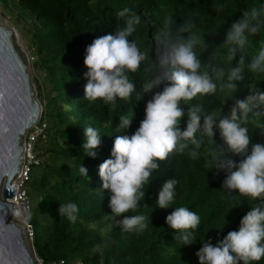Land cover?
Here are the masks:
<instances>
[{"label": "trees", "instance_id": "1", "mask_svg": "<svg viewBox=\"0 0 264 264\" xmlns=\"http://www.w3.org/2000/svg\"><path fill=\"white\" fill-rule=\"evenodd\" d=\"M261 4L264 0H0L8 17L28 37L33 67L39 73L37 96L39 101L43 100L39 128L43 133L33 145L37 163L30 166L24 188L31 206L28 222L34 231L33 249L44 263L198 264L195 252L202 242L211 238L214 244L217 238L235 230L240 218L259 202L245 195H229L221 189L225 173L212 169V154L218 149L227 152V148L220 144L217 134L211 141L204 138L195 159L186 149L183 153L173 151L165 160L157 161L160 167L153 170L141 188L145 197L138 201L135 210L122 214L143 215L148 226L143 231L125 232L118 226L119 217L111 214L108 207L110 192L101 187L98 166L109 157L115 136L123 132H116L118 118L134 111L127 134L143 119V108L151 93L143 94L142 85L153 75L162 77L168 70L161 63L165 49L156 36L169 26L175 32L187 21L189 33L199 39L195 51L201 62L209 65L206 70L210 74L211 66L225 70V78L216 82L214 94H198L190 101H181L185 108L199 104L205 112L224 115L236 99L264 91V73H253L246 67L264 44V24L256 34H245L246 43L232 60L228 59L232 46L223 43L231 24L244 11ZM125 7L140 17L129 39L135 40L147 57L135 72L126 73L135 84V91L127 100L117 98L108 104L99 99H83L85 47L95 37L123 27V18L116 13ZM241 57L245 65L243 79L234 82L236 88H221L227 83V71ZM163 86L153 92L161 91ZM258 110L264 111V105ZM87 126L101 135L96 159L86 157L80 147L83 128ZM244 126L252 143L264 142V117L250 113ZM192 147L189 145V149ZM226 155L238 159L230 153ZM80 165L87 169V176L81 175ZM168 178L178 181L176 197L171 208L160 209L156 206V193ZM68 201L79 206L74 223L57 212L59 204ZM179 206L200 217L193 244L188 246L174 240V230L165 224V216ZM254 264H264V257Z\"/></svg>", "mask_w": 264, "mask_h": 264}, {"label": "clouds", "instance_id": "2", "mask_svg": "<svg viewBox=\"0 0 264 264\" xmlns=\"http://www.w3.org/2000/svg\"><path fill=\"white\" fill-rule=\"evenodd\" d=\"M116 15L123 18V27L117 26L114 32L95 37L85 47L83 64L86 71L83 75L86 83L83 99H99L108 104L117 98L127 100L135 91V84L126 73L135 72L141 62L147 59L137 42L129 39L140 17L127 7ZM262 24L264 4L244 11L231 24L223 41L232 46L228 49L229 60L244 47L245 34H256ZM156 40L165 49L161 63L168 70L162 77L153 75L142 85L143 94L151 93V98L143 108V119L131 134H127L134 119V111L118 118L116 132H123L115 136L109 157L98 166L101 187L110 192L108 207L111 214L119 217L117 223L122 231H143L148 226L143 215L122 214L135 210L138 201L145 197L146 193L141 188L148 182L153 170L160 167L157 161L165 160L173 151L183 153L186 149L189 150L188 155L195 159L204 138L211 141L218 134L220 144L227 148V152L218 149L212 154V169L225 173L221 189L229 195H245L259 202L246 211L235 230H229L222 238H217L214 244L211 238L203 241L195 255L198 264H254L264 257V142L252 143L248 128L244 125L250 113L264 117V111L258 110L264 105V91L236 99L224 115L205 112L199 104L185 108L181 101H190L198 94H214L216 82L225 78V70L215 66H211V74L206 70L209 65L202 63L195 51L199 39L189 33L187 21L177 27L175 32L169 26L156 36ZM244 67L241 57L227 71V83L222 84L221 88H236L234 82L243 79ZM246 67L250 72L264 73V44L260 45ZM161 84L164 85L162 90L153 92ZM182 118H185L183 129ZM83 137L80 147L85 156L96 159L101 135L94 127L87 126L83 128ZM189 145L193 147L189 149ZM229 153L238 159L228 158L226 154ZM80 173L87 176V169L82 165ZM177 183L175 178L163 180L156 193L157 208H171ZM57 212L74 223L78 219L79 206L74 201H68L59 204ZM165 224L174 230V240H179L182 246H188L193 244L200 217L189 208L179 206L172 208L165 216Z\"/></svg>", "mask_w": 264, "mask_h": 264}, {"label": "water", "instance_id": "3", "mask_svg": "<svg viewBox=\"0 0 264 264\" xmlns=\"http://www.w3.org/2000/svg\"><path fill=\"white\" fill-rule=\"evenodd\" d=\"M16 40L13 29L0 25V264H35L21 229L10 222L13 214L20 215L11 200L17 189L12 182L23 165V144L42 116L25 53Z\"/></svg>", "mask_w": 264, "mask_h": 264}, {"label": "built area", "instance_id": "4", "mask_svg": "<svg viewBox=\"0 0 264 264\" xmlns=\"http://www.w3.org/2000/svg\"><path fill=\"white\" fill-rule=\"evenodd\" d=\"M43 133L42 128H39V123L34 127V129L29 132L25 138L24 141V160H23V165L21 167L20 170V174L19 176L14 180L13 182V187H17L16 189V193H15V197H14V201H12V204L18 206V212L21 214V217L16 218L18 219H22L24 218V216L27 217V215L30 214V203L27 197V194L25 192V182L28 179L29 173H30V166L32 164H36V160L32 155V149H33V145L34 143L38 140V138L40 137V135ZM23 228L21 229V233L23 238H25L26 240H31L33 243V237H34V231H33V227L31 226V224H29L28 220L25 219V224L23 225ZM24 239V240H25ZM33 249V248H32ZM30 255L33 258V261L35 264H48V263H44L35 253L34 249L32 251L29 252ZM51 264H63L62 261L60 262H56V263H51Z\"/></svg>", "mask_w": 264, "mask_h": 264}, {"label": "rangeland", "instance_id": "5", "mask_svg": "<svg viewBox=\"0 0 264 264\" xmlns=\"http://www.w3.org/2000/svg\"><path fill=\"white\" fill-rule=\"evenodd\" d=\"M9 15L7 14L6 11H4V9L2 8V6H0V25L1 26H5V27H8L10 29H13L15 34L17 35V46L19 47V49L21 51H23L25 53V56H26V60H27V73L29 74L30 76V82L34 88V92L36 94V97L38 98L37 94H38V82H39V73L37 71L36 68L33 67V58H32V55L30 54V48H29V41H28V37L26 35L23 36L22 34V29L20 28V26L15 23L12 19H10L8 17ZM42 92L45 94V90L44 88L42 89ZM43 100L41 99L40 100V104H41V107H42V113H43ZM40 123V122H39ZM35 127V126H34ZM34 127L32 128V130L34 129ZM30 130V132L32 131ZM33 155V153H32ZM34 157V155H33ZM19 213V212H18ZM17 216H20L21 217V214L20 215H17ZM29 215L24 216V218H22L21 220L20 219H16V217H11L10 219V222L11 223H14L18 226V228L22 229L23 226L22 224L24 225L25 224V219L28 220ZM41 223V222H40ZM38 229H41L42 230V226H38ZM25 239V238H23ZM24 243H25V246L28 250V252L32 251L33 249V244H32V241L31 240H24Z\"/></svg>", "mask_w": 264, "mask_h": 264}, {"label": "bare ground", "instance_id": "6", "mask_svg": "<svg viewBox=\"0 0 264 264\" xmlns=\"http://www.w3.org/2000/svg\"><path fill=\"white\" fill-rule=\"evenodd\" d=\"M12 184H13V182H12ZM3 188H4V185H3ZM1 198V197H0ZM6 201V200H5ZM13 200H11V202H12ZM13 209L16 211H18V206H16L15 204L13 205ZM16 217V218H18V217H20V216H17V215H15V214H13L11 217Z\"/></svg>", "mask_w": 264, "mask_h": 264}]
</instances>
